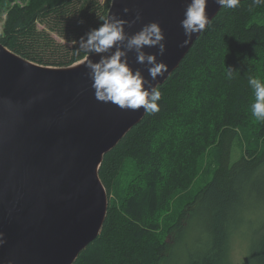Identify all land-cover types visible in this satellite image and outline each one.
<instances>
[{
  "label": "trees",
  "instance_id": "16d2710c",
  "mask_svg": "<svg viewBox=\"0 0 264 264\" xmlns=\"http://www.w3.org/2000/svg\"><path fill=\"white\" fill-rule=\"evenodd\" d=\"M5 1L14 0H0V44L51 67H69L88 55L75 41L98 28L99 16H108L112 4L30 0L9 9ZM250 76L264 80V5L240 0L235 9L219 10L158 86L159 111L146 113L104 156L99 175L109 196L124 163L133 159L128 197L123 204L110 201L100 235L74 264H161L182 245L185 264H231V240L243 212L239 206L245 196L264 195V144L238 151L243 126L252 124ZM260 125L264 133V121ZM214 149L212 180L181 209L165 240V231L158 229L171 208V195L191 189L203 156ZM244 264H264V226Z\"/></svg>",
  "mask_w": 264,
  "mask_h": 264
},
{
  "label": "water",
  "instance_id": "95a60500",
  "mask_svg": "<svg viewBox=\"0 0 264 264\" xmlns=\"http://www.w3.org/2000/svg\"><path fill=\"white\" fill-rule=\"evenodd\" d=\"M190 0H112L108 16L158 21L166 52L158 57L168 72L180 65L197 38L222 8L209 0V21L185 47L180 21ZM125 7L132 11L124 13ZM112 51H115L113 48ZM148 53L156 48H145ZM104 54H93L98 61ZM133 68L136 54L129 52ZM86 60L69 67L44 66L0 44V264H74L101 233L109 196L99 169L110 152L146 113L97 101ZM146 78L151 79L147 69Z\"/></svg>",
  "mask_w": 264,
  "mask_h": 264
},
{
  "label": "clouds",
  "instance_id": "9594fccd",
  "mask_svg": "<svg viewBox=\"0 0 264 264\" xmlns=\"http://www.w3.org/2000/svg\"><path fill=\"white\" fill-rule=\"evenodd\" d=\"M209 0H190L187 4L184 18L180 25L184 30L185 39L180 47H185L191 38L205 29L209 21L207 5ZM222 8L235 9L240 0H215ZM253 5H264V0H253ZM124 13L132 11L125 7ZM101 25L80 37L79 49L88 55L85 56L87 75L92 81L91 87L97 101L111 103L120 109L140 110L145 113L159 111L158 102L162 93L153 84L168 72L167 65L158 59L166 52L165 33L158 21H152L129 35L125 26L129 28L142 19L137 11L132 20L123 19L117 15L99 16ZM82 23V21H81ZM156 48L157 52L148 53L145 48ZM115 48V51H112ZM136 54V63L142 68H133L128 54ZM93 54H104L98 61L89 59ZM147 69L148 79L144 75ZM228 79L233 78V69L228 68ZM248 84L252 89L254 100L250 105L251 115L256 121H264V80L250 76ZM6 243L4 233L0 232V245ZM12 264V261H8Z\"/></svg>",
  "mask_w": 264,
  "mask_h": 264
},
{
  "label": "rangeland",
  "instance_id": "374dc122",
  "mask_svg": "<svg viewBox=\"0 0 264 264\" xmlns=\"http://www.w3.org/2000/svg\"><path fill=\"white\" fill-rule=\"evenodd\" d=\"M28 1L30 0H14L12 3H8L5 1V6H8L9 9H13V6L15 4L19 7H23L28 4ZM6 9L3 15L4 20L2 25L4 24L6 16L8 14V11ZM248 119L252 124L248 123L243 126L240 133V148L238 149V151H242L246 147L256 149L262 147L264 144V133L262 132L260 121H256L253 116L248 117ZM216 152L217 150L214 149L203 156V164L200 170V174L196 178V181L190 190H178L171 195V198H173L171 208L169 212L165 213L166 215L163 214V216L161 217L160 227L158 229L162 233L165 231V233L161 235L162 238L165 237V240H169L167 229L168 226L177 218L181 209H183L185 204L189 202L202 187H204L208 182L212 180L215 167L214 161H217ZM235 157L238 158V154H236ZM133 172V159L128 158L123 165L120 175L118 176L115 184L112 187L110 196L108 194L109 206L110 201L112 204L117 205L123 204V201L127 199ZM152 198L155 199L154 196ZM249 198H252V200H249ZM245 200L246 201L243 202L241 206H239V209L243 210V212L239 214L237 218V224H240V226L235 230V234L233 235L231 240V248L229 252V262L231 264L245 263L253 246L258 241L260 231L264 226V195H252L250 197L245 196ZM130 204H133V200H131ZM186 240L190 241L189 238H187ZM184 248L185 247L182 245L177 252L169 253L170 255L169 257H167L168 260H163L161 264H185L187 254Z\"/></svg>",
  "mask_w": 264,
  "mask_h": 264
},
{
  "label": "bare ground",
  "instance_id": "6f19581e",
  "mask_svg": "<svg viewBox=\"0 0 264 264\" xmlns=\"http://www.w3.org/2000/svg\"><path fill=\"white\" fill-rule=\"evenodd\" d=\"M78 63H79V62H78ZM78 63H77V64H78Z\"/></svg>",
  "mask_w": 264,
  "mask_h": 264
}]
</instances>
